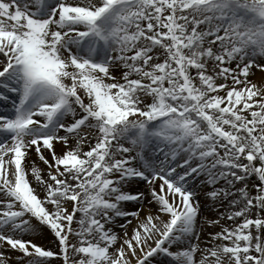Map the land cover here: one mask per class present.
I'll list each match as a JSON object with an SVG mask.
<instances>
[{"label": "snow or ice", "instance_id": "6c2138e0", "mask_svg": "<svg viewBox=\"0 0 264 264\" xmlns=\"http://www.w3.org/2000/svg\"><path fill=\"white\" fill-rule=\"evenodd\" d=\"M0 264H264V0H0Z\"/></svg>", "mask_w": 264, "mask_h": 264}, {"label": "bare ground", "instance_id": "6f19581e", "mask_svg": "<svg viewBox=\"0 0 264 264\" xmlns=\"http://www.w3.org/2000/svg\"><path fill=\"white\" fill-rule=\"evenodd\" d=\"M261 78H262L261 73L259 71H257V73H256V79L259 80ZM37 243L44 244V245H46V246H48L50 248H55L54 247V244L51 243V237H47V238L43 239L42 242L41 241H37Z\"/></svg>", "mask_w": 264, "mask_h": 264}, {"label": "rangeland", "instance_id": "374dc122", "mask_svg": "<svg viewBox=\"0 0 264 264\" xmlns=\"http://www.w3.org/2000/svg\"><path fill=\"white\" fill-rule=\"evenodd\" d=\"M41 242H42V240H41ZM44 245V244H43ZM54 247H55V245H54Z\"/></svg>", "mask_w": 264, "mask_h": 264}]
</instances>
